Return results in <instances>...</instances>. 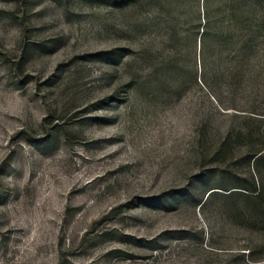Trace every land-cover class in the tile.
Returning a JSON list of instances; mask_svg holds the SVG:
<instances>
[{
  "label": "rangeland",
  "instance_id": "rangeland-1",
  "mask_svg": "<svg viewBox=\"0 0 264 264\" xmlns=\"http://www.w3.org/2000/svg\"><path fill=\"white\" fill-rule=\"evenodd\" d=\"M119 5L0 0V264H264L249 196L205 193L251 170L240 142L211 153L233 113L264 118V51L223 111Z\"/></svg>",
  "mask_w": 264,
  "mask_h": 264
},
{
  "label": "trees",
  "instance_id": "trees-1",
  "mask_svg": "<svg viewBox=\"0 0 264 264\" xmlns=\"http://www.w3.org/2000/svg\"><path fill=\"white\" fill-rule=\"evenodd\" d=\"M119 3L121 10L140 3L147 5L152 13L149 27L154 39L171 50L166 64L161 63L163 67L176 69L179 54L183 52L185 62L181 68H188L185 72L189 80L199 87L198 80L220 110L238 111L236 95L242 81L259 88L257 81L264 51V0H119ZM135 79L134 75L130 77L132 82ZM210 118V114H202V132ZM230 119L222 131L224 137L211 153V160H224L221 156L230 149L229 161L236 162L237 159L232 160L233 140L244 146L242 158L251 170L235 187L216 186L206 189L205 193L208 198L219 190H237L232 192L249 196L251 216L264 224V118L233 113ZM236 120L241 123L235 125ZM224 167L228 170V166Z\"/></svg>",
  "mask_w": 264,
  "mask_h": 264
}]
</instances>
